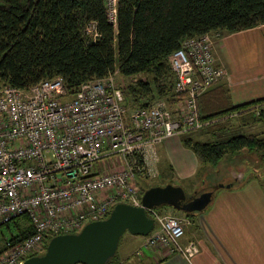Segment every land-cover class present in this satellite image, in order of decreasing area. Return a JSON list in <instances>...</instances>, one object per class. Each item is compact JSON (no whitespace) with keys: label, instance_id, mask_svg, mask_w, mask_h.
<instances>
[{"label":"built area","instance_id":"obj_1","mask_svg":"<svg viewBox=\"0 0 264 264\" xmlns=\"http://www.w3.org/2000/svg\"><path fill=\"white\" fill-rule=\"evenodd\" d=\"M105 2L115 26L117 0ZM213 34L187 38L167 57L179 95L172 106L128 107L116 70L80 84L73 94L59 77L27 89L0 87V226L24 216L31 232L21 241L2 239L0 264L41 255L51 237L105 219L116 204L140 206L136 181L149 171L154 146L205 124L196 101L223 76L214 65ZM111 156L116 168L101 172L98 162ZM146 212L153 229L145 247L186 259L197 252L193 242L179 245L183 227L177 218Z\"/></svg>","mask_w":264,"mask_h":264},{"label":"trees","instance_id":"obj_2","mask_svg":"<svg viewBox=\"0 0 264 264\" xmlns=\"http://www.w3.org/2000/svg\"><path fill=\"white\" fill-rule=\"evenodd\" d=\"M260 25H264V0H117L115 26L107 19L105 0H0V87L27 89L59 77L67 93L73 94L80 84L116 70L124 78L142 77L122 88L128 107L157 102L172 106L179 95L173 92L167 57L183 40ZM226 95L217 87L197 99L198 118L205 123L197 131L211 127L219 131L217 125L231 115L251 110L259 117L254 122L264 123V97L231 106ZM216 139L180 138V142L199 163L211 167L242 152L264 164L263 130ZM253 178L258 181L256 174ZM181 213L187 220L193 215ZM15 228L16 234L7 237L12 242L31 233L26 217ZM106 264H119L116 254Z\"/></svg>","mask_w":264,"mask_h":264},{"label":"crops","instance_id":"obj_3","mask_svg":"<svg viewBox=\"0 0 264 264\" xmlns=\"http://www.w3.org/2000/svg\"><path fill=\"white\" fill-rule=\"evenodd\" d=\"M259 27L264 25L253 29ZM253 29L223 36L219 32L215 34L226 40ZM214 65L221 68L217 61ZM222 71L220 81L209 90L221 86L229 94L231 106L264 97V61L248 62L233 72ZM233 90L235 94L231 95ZM154 153L149 171L138 178H158L164 182L147 186L174 185L171 184L174 182L191 197L207 190L212 191V198L201 212L193 213L187 221L189 226L183 230L186 236L182 238V235L178 240L179 245L196 244L197 252L192 257L186 259L163 248H150L148 257H142L148 258L149 264H264V194L257 180L242 175L239 183L234 185L231 174L219 179H212L207 174L197 175L200 163L188 148L182 146L179 135L156 144ZM226 185L229 187L225 188ZM211 187L215 188L211 190ZM1 242L2 239L0 246ZM117 260L119 264H133L128 256H118Z\"/></svg>","mask_w":264,"mask_h":264},{"label":"rangeland","instance_id":"obj_4","mask_svg":"<svg viewBox=\"0 0 264 264\" xmlns=\"http://www.w3.org/2000/svg\"><path fill=\"white\" fill-rule=\"evenodd\" d=\"M219 33H221V36L226 34L224 31ZM221 36L217 38L216 34H213L211 37V52L214 61L219 62V66L222 69H225V71L233 72L234 69L243 67L246 64L248 65V62L251 61H264V27L246 31L239 35L235 34L226 40L220 39L222 38ZM140 78L142 77L139 75L133 78H124L116 73L114 80L118 86L123 87L129 81ZM217 87L220 88L221 86ZM234 94L235 91L233 90L231 95ZM226 97L227 105H232L228 93ZM261 111L264 113V108L261 109ZM258 119L259 117L257 116V111L251 110L247 113L244 112L240 114L238 117L231 115L227 120L223 121L221 125H217V127L219 126L222 128L219 131L213 132L214 130L211 127L205 128L202 131L196 130L178 135L179 138H191L200 142H209L213 141L214 138H217L216 140H220L236 134H254L262 130L264 131V123L254 122V120ZM98 166L101 167V172L112 171L116 168V157L111 156L102 159L98 162ZM252 172L253 174H256L258 181L262 184V187L260 185L259 186L264 194V164L257 163L256 157L254 155H248L242 152L240 155L225 156L219 160L214 167L200 163L197 175L202 176L207 174L212 179H219L224 175L231 174L233 180H235L234 185H236L241 180L242 175L253 178ZM163 182L164 181H161L158 178L148 180L146 177H142L137 179L136 184L139 191L142 192L145 190L147 185H160L163 184ZM171 184L176 186L174 182ZM184 188H186V185ZM214 188L215 187H211V190ZM202 192H207V190L201 191L200 193ZM184 193L186 194L185 191ZM200 193H196V196ZM186 196L189 195L186 194ZM156 209L162 215H168L177 218L182 223L183 230L189 226L187 222L189 219H185L180 211L174 210L169 206H161ZM24 219L25 217H18L6 225L0 226V241L3 238H7L10 235L16 234L15 224L20 225L24 223ZM185 236L186 233L183 234L182 238ZM143 239L145 240V237L133 236L127 232H124L115 251L116 257L128 256V260L133 264H149L148 258L146 259L145 257H148V250H150V248L144 246ZM142 255L145 257L143 258Z\"/></svg>","mask_w":264,"mask_h":264},{"label":"water","instance_id":"obj_5","mask_svg":"<svg viewBox=\"0 0 264 264\" xmlns=\"http://www.w3.org/2000/svg\"><path fill=\"white\" fill-rule=\"evenodd\" d=\"M211 198L212 191L191 197L179 186L149 187L142 191L139 207L116 204L105 219L89 222L77 233L51 237L41 255L29 257L22 264H106L124 232L145 237L153 229V220L146 210L169 206L180 212L197 213Z\"/></svg>","mask_w":264,"mask_h":264}]
</instances>
